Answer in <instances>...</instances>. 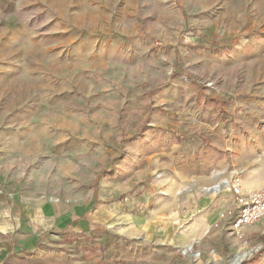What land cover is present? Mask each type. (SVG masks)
<instances>
[{
  "label": "rangeland",
  "instance_id": "rangeland-1",
  "mask_svg": "<svg viewBox=\"0 0 264 264\" xmlns=\"http://www.w3.org/2000/svg\"><path fill=\"white\" fill-rule=\"evenodd\" d=\"M260 183L264 0H0V245L39 264H221L198 248L234 185ZM187 208L216 209L203 239ZM254 247L222 264H264Z\"/></svg>",
  "mask_w": 264,
  "mask_h": 264
},
{
  "label": "crops",
  "instance_id": "crops-1",
  "mask_svg": "<svg viewBox=\"0 0 264 264\" xmlns=\"http://www.w3.org/2000/svg\"><path fill=\"white\" fill-rule=\"evenodd\" d=\"M229 160L230 159H225V163H227ZM233 163H235L234 160ZM222 172H229L231 174L230 177L234 178L235 172L228 166L222 165ZM252 172L257 173V169H253ZM221 183L228 185L229 180H224ZM259 187L264 188V183H260L253 186V188ZM241 189L244 190L243 188ZM208 201L209 199L207 197H200L197 199L195 196H192L188 198V203L194 204L195 210L196 208L207 204ZM231 209L229 208V210ZM216 213V209H211L206 213L198 212L194 214L192 208H187L185 212L179 213V216L181 217L180 219H183V221L187 220L191 222L186 231L188 232V236L190 238L203 239L205 233L208 232L209 221L216 218ZM220 221H222L221 232H215V236L217 239H215L214 245H211L208 248L202 246L198 248L202 253L208 254L209 252H212L214 257H217L216 262L218 263L222 264L226 255L235 254L237 256L241 251L245 249H250L248 248V245H252L253 243L255 245L254 250L257 251V238H260L261 243L264 242V217L255 222L254 224L243 226L239 230L234 229L233 225L229 226V222H231V220L226 217L224 219L220 216L214 225L218 226ZM222 229L226 231L223 232ZM18 248L19 247L14 248L5 244L0 245V264H39V258L35 246H32V244L30 243L24 246V251ZM250 250L252 252V249ZM161 251L162 253L166 252L164 248H162ZM171 251L173 253V258H176L177 256L179 258L180 250H177L174 247ZM84 256L85 254H77L71 256V258L68 255L53 256L52 261L47 264H86L85 261L82 260ZM164 258L165 256L163 255L162 259ZM242 263L257 264V256L254 257L253 260H246L245 256L239 261V264Z\"/></svg>",
  "mask_w": 264,
  "mask_h": 264
},
{
  "label": "built area",
  "instance_id": "built-area-1",
  "mask_svg": "<svg viewBox=\"0 0 264 264\" xmlns=\"http://www.w3.org/2000/svg\"><path fill=\"white\" fill-rule=\"evenodd\" d=\"M236 198L235 206L221 214V218L227 214L233 215L232 225L239 230L243 226L254 224L264 217V188L254 190H242L234 185ZM192 247L189 249L191 250Z\"/></svg>",
  "mask_w": 264,
  "mask_h": 264
},
{
  "label": "bare ground",
  "instance_id": "bare-ground-1",
  "mask_svg": "<svg viewBox=\"0 0 264 264\" xmlns=\"http://www.w3.org/2000/svg\"><path fill=\"white\" fill-rule=\"evenodd\" d=\"M229 185V184H228ZM218 188H220V185H218L217 187H215V189L217 190ZM229 188V187H228ZM192 246H189L188 247V250L191 248ZM196 254V253H195ZM250 254V252L248 251H245V252H243V253H241L240 255H239V259L238 260H235L234 261V263L233 264H237L238 263V261H240L243 257H245V256H247V255H249ZM199 255V254H198Z\"/></svg>",
  "mask_w": 264,
  "mask_h": 264
}]
</instances>
